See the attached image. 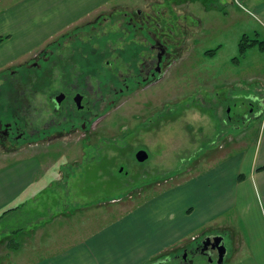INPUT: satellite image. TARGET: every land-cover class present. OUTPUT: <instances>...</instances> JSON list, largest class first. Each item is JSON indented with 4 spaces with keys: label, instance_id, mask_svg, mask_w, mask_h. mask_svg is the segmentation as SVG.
<instances>
[{
    "label": "rangeland",
    "instance_id": "1",
    "mask_svg": "<svg viewBox=\"0 0 264 264\" xmlns=\"http://www.w3.org/2000/svg\"><path fill=\"white\" fill-rule=\"evenodd\" d=\"M197 1L209 6L216 0H170V5H164L167 12L158 13L155 26L161 29L172 27L177 32L175 39H180L179 44L183 45L181 53L166 67L167 71L162 77L144 84L131 82L130 87L122 92L123 95L119 90L125 87L124 77L136 78L132 70L140 55L149 58L146 55L149 51L139 54L135 46L131 47L137 39L130 36L128 31L131 28L124 27V16L119 13L122 8L114 9V15L118 13L116 19L102 23L98 32H88L92 28L87 23L97 25L99 19L110 15L114 5L98 9L82 22L40 37L35 29L29 30L32 39H39L38 44L33 42L27 47L16 41V31L13 29L14 21H22V15L18 12L20 7L16 5L21 2L24 4V0H0V32L6 28L11 29L7 30L11 36L0 44V55L2 52L3 56L10 48L14 51L12 57H7L8 54L0 62V85L4 74L9 75L8 72L21 63L33 61L41 48L47 45L56 52V58L64 62L62 68L66 67V71L71 72L81 69L82 79L79 82L85 86L94 85V91L100 89L96 108L102 110L97 125L91 129L93 135L88 143L77 140L80 133L78 137L69 134L57 140V146L42 143L23 147L25 152L36 151L43 161L46 174L41 186L44 189L41 188V192L29 198L28 202L13 208L19 216L13 224H4L13 210L0 215L1 264L6 262L7 255L14 248L12 245L16 240L10 238V233L22 229L24 231L27 225H37L54 213L66 211L80 213L78 219L82 220L85 209L92 212L93 220L98 223L100 218L104 221L106 216H99L100 212L96 210L106 207L113 210L106 221L114 222L118 217H133L142 206H152L165 196L172 199L178 208H183L188 203L189 192L186 190L192 186L190 183H195L198 176L203 178L210 174L213 166L223 162L222 156L241 157L242 152L249 154L252 150L264 119V50H260L258 44H245L251 39L263 40L264 30L256 22L254 14L248 15L253 11L251 6L246 7L252 11L244 8L246 11L240 9L231 16H226L224 12L204 14L196 6L194 16H179L171 6ZM28 3L30 1L26 5ZM146 5L147 2H144L143 7L138 6L132 11L139 9L154 15V11L146 8ZM31 7L28 6L27 13H24L28 16L27 20L22 21L24 27L30 25L38 28L42 19L52 18L47 15L36 17L31 13L35 8ZM30 17H33V22ZM186 19L193 24L197 22L198 26L205 25L206 28L203 27V31L199 32L194 25L189 30V35L193 33L191 37L184 38L183 28L189 27ZM68 34H74L72 39L78 38L82 44L90 45L81 46L79 55L78 49L72 48L71 38L70 42L66 39ZM5 35L8 33L0 34L1 37ZM189 39L193 45L196 43L197 48H192ZM195 39L201 42L197 43ZM59 42L64 48L59 46ZM149 42H153L150 37L144 46L149 45ZM206 48L215 50V53L204 56ZM42 63V66L48 65ZM58 66L59 63L54 65L56 68ZM218 71L226 73L228 77L254 72L261 74L263 79H230L223 83V77L219 79L211 75ZM107 73L116 74L117 91L113 83L108 81ZM249 126L248 131L239 134ZM104 143L106 146L100 148L99 145ZM139 148L146 149L150 154L145 162L138 161L135 156ZM1 157L4 156H0V167L5 162ZM240 170L246 171L245 168ZM60 226H63L62 222ZM63 227L66 229L67 226ZM186 249L178 248L171 257L167 256V260H156L160 259L159 264H181L178 254L185 257ZM192 257L186 254L189 260Z\"/></svg>",
    "mask_w": 264,
    "mask_h": 264
},
{
    "label": "crops",
    "instance_id": "2",
    "mask_svg": "<svg viewBox=\"0 0 264 264\" xmlns=\"http://www.w3.org/2000/svg\"><path fill=\"white\" fill-rule=\"evenodd\" d=\"M27 1H30L28 5ZM240 1L243 6L237 5L234 0H216L209 6L198 1L171 6L179 16L195 14V6L204 14L224 12L226 16L237 14L235 12L240 9L246 11L244 8L251 6L253 11L248 8L249 12L252 11L248 15L254 14L256 22L264 30V0ZM144 2H147L146 8H151L157 13L167 12L164 5H170V0H24V4L21 2L16 5L20 7L18 12L22 15V21L28 19L24 14L27 13L28 6L35 8L31 13L36 17L47 15L52 18L42 19L38 23V28L26 23L27 26L24 27L22 21H14L16 41L29 47L33 42L38 44L40 35L82 22L94 15L98 9L114 5L112 9L121 7L133 10L138 6L143 7ZM30 18L33 22V17ZM186 23L189 29L183 28L184 38L191 37L193 33L189 35V30H192L194 25L199 32L206 28L205 25L198 26L197 22L193 24L188 19ZM33 29L39 34L35 39L28 34V31ZM7 30L11 29L6 28L0 32L8 33L5 38L11 36ZM189 42L193 45L191 40ZM196 42L201 41L198 39ZM194 47L197 48L196 43L192 48ZM208 50L210 48H206L204 56L209 55L206 53ZM13 52V48L8 49L3 56L1 52L0 62L8 54L7 57H12ZM218 73L220 75H217ZM218 73L211 75L219 79L223 77V83L229 82L230 79L234 81L263 79L261 74L254 72L250 75L242 73L239 77L237 75L228 77L226 73L219 71ZM250 127H246L239 134L242 135ZM252 145L254 147L251 153L246 154L244 151L241 157L222 156L223 162L213 166L210 174L203 178L198 176L195 183H190L192 186L186 190L189 192L188 203L183 208H178L172 199L165 196L152 206H142L133 217H118L114 222L106 221L113 211L106 207L96 210L100 212L99 216H106L104 221L100 218L98 223L93 220L92 212L85 209L81 221L78 219L80 213L66 211L54 213L37 225H27L24 231L10 230L13 232L10 233V238L16 241L5 263L147 264L156 258L165 260L167 256L171 257L178 248L190 249L194 242L203 236L218 235L223 237L226 246V255L221 264H264V119ZM3 156L1 159L5 162L0 167V215L6 209L23 205L29 198L39 194L44 187L41 186L43 185L41 181L46 174L43 161L36 151L32 153L22 151ZM218 158L219 156L216 159ZM241 168H245L246 171H241ZM32 190H35L34 194ZM11 213L13 214L6 218L5 225H11L18 220V213L15 210ZM61 222L63 226H67L66 229L60 226ZM79 223L81 225H78Z\"/></svg>",
    "mask_w": 264,
    "mask_h": 264
},
{
    "label": "flooded vegetation",
    "instance_id": "3",
    "mask_svg": "<svg viewBox=\"0 0 264 264\" xmlns=\"http://www.w3.org/2000/svg\"><path fill=\"white\" fill-rule=\"evenodd\" d=\"M119 8L121 9V7ZM114 9L111 10V16L103 15L104 17L98 20L97 25H92L91 22L87 23L92 28L88 32H98L103 26L102 23L116 19L115 15L118 13L114 15ZM119 13L124 16V24L126 23L124 27L131 28L128 31L130 36L137 39V42L131 47L135 46L139 54L142 51H149V54H146L149 55V58H146L145 55H138V63L132 70L137 75L136 78L124 77L125 87H121L119 90L124 95L122 92L130 87L131 82L144 84L162 77L167 71L166 67L181 53L183 45L179 44L180 39H175L178 34L172 27L156 28L158 13L154 12L153 15L150 12L144 13L139 9L132 11L129 8H122ZM105 32L102 31V33ZM72 37L75 35L68 34L66 39L71 38L73 50L78 49L77 54L80 55L81 46L86 47L89 43L82 44L81 39L79 41L78 38L76 40ZM148 37L153 42L144 46V43L148 42ZM59 46L64 48L61 43ZM56 57V52L46 45L41 48L33 61L21 63L22 65L16 66L8 72L9 75H3V83L0 85V156L22 152L24 151L23 147H31L36 144L48 143L57 146V140L69 134H75L78 137L81 133L77 140L85 143L89 142L90 137L92 138L91 129H94L98 118L102 115V110L96 108L100 98L98 96L100 89L94 91L92 90L94 85L85 86L81 81L79 82L82 79L81 69L74 72L66 71V67H61L64 62ZM42 61L48 65L42 66ZM58 63L59 66L54 67ZM39 72L40 74H38ZM106 77L110 83H113L112 85L117 91L116 74L107 73ZM112 102L110 103L112 104ZM105 146V143L99 145L100 148ZM87 147L90 148L88 145ZM137 152L135 156H137ZM54 180L56 181V179ZM206 238L208 236H203L190 249L185 248L186 254L193 256L190 260L186 258V254L185 257L183 254H178L181 264H217L219 257L217 248L212 247L209 243L210 248L206 249ZM159 263L160 261L155 260L150 264Z\"/></svg>",
    "mask_w": 264,
    "mask_h": 264
},
{
    "label": "water",
    "instance_id": "4",
    "mask_svg": "<svg viewBox=\"0 0 264 264\" xmlns=\"http://www.w3.org/2000/svg\"><path fill=\"white\" fill-rule=\"evenodd\" d=\"M61 99V98H59ZM150 157V154L149 152H147L146 150L144 149H140L138 152H137V160L138 161H145L147 160L148 158ZM206 249H209L210 248V245L212 247H215L217 248V252L219 254V257H218V262L217 264H221L223 261H224V258H225V253H226V246L224 245V242H223V237L221 236H213V237H208L206 238ZM210 243V245H208Z\"/></svg>",
    "mask_w": 264,
    "mask_h": 264
},
{
    "label": "trees",
    "instance_id": "5",
    "mask_svg": "<svg viewBox=\"0 0 264 264\" xmlns=\"http://www.w3.org/2000/svg\"><path fill=\"white\" fill-rule=\"evenodd\" d=\"M5 39V37H1L0 36V43L1 42H3V40ZM259 45V48H260V50H264V38H263V40H259V39H251V40H247V42H246V44L245 45H247V46H251V45ZM215 53V50H208L207 51V54H209V55H213ZM14 207H16V208H18L19 206H14ZM13 207V208H14ZM13 208H10V209H8V210H6V211H4L2 214H1V216L2 215H5V213H7V212H9L10 210H13ZM1 216H0V218H1Z\"/></svg>",
    "mask_w": 264,
    "mask_h": 264
}]
</instances>
